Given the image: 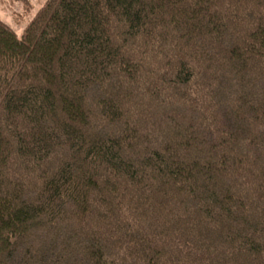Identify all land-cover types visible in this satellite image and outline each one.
<instances>
[{
    "label": "trees",
    "instance_id": "1",
    "mask_svg": "<svg viewBox=\"0 0 264 264\" xmlns=\"http://www.w3.org/2000/svg\"><path fill=\"white\" fill-rule=\"evenodd\" d=\"M0 264H264V0L0 20Z\"/></svg>",
    "mask_w": 264,
    "mask_h": 264
},
{
    "label": "rangeland",
    "instance_id": "2",
    "mask_svg": "<svg viewBox=\"0 0 264 264\" xmlns=\"http://www.w3.org/2000/svg\"><path fill=\"white\" fill-rule=\"evenodd\" d=\"M45 0H0V20L21 35Z\"/></svg>",
    "mask_w": 264,
    "mask_h": 264
}]
</instances>
